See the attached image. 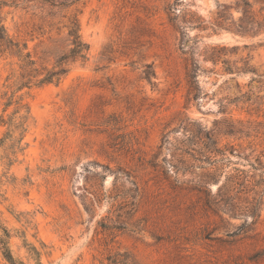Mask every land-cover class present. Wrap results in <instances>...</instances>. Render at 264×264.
I'll use <instances>...</instances> for the list:
<instances>
[{
	"label": "rangeland",
	"instance_id": "obj_1",
	"mask_svg": "<svg viewBox=\"0 0 264 264\" xmlns=\"http://www.w3.org/2000/svg\"><path fill=\"white\" fill-rule=\"evenodd\" d=\"M238 1L82 0L88 59L58 84L19 87V60L0 53V236L8 230L15 264H255L264 191L255 224L250 213L214 214L189 190L190 173L172 167V147H160L185 119L216 131L231 120L240 132L218 135L230 167L264 189V33L209 23L222 5L237 19ZM0 17L33 67H50L38 56L55 29L20 8L4 6ZM216 45L229 48L220 60L231 72L205 60ZM192 62L199 91L187 103ZM245 62L253 72L237 73ZM0 264H9L1 250Z\"/></svg>",
	"mask_w": 264,
	"mask_h": 264
},
{
	"label": "trees",
	"instance_id": "obj_2",
	"mask_svg": "<svg viewBox=\"0 0 264 264\" xmlns=\"http://www.w3.org/2000/svg\"><path fill=\"white\" fill-rule=\"evenodd\" d=\"M80 3L82 0H0V9L7 6L29 11L32 18H37L42 24L47 23L51 30L55 29V36H49L50 49L44 51L43 56H38L43 63H45L44 59L51 61L50 67L45 64L36 68L33 66L37 61L32 58L29 51L24 52L27 49L26 43H20L11 37L0 17V53H8L19 60L21 69L19 87H27L31 84H58L67 74L70 64L88 59L89 44L80 33ZM236 8L240 11V16L234 19L229 7L222 5L212 21H209L211 30L225 29L242 36L264 33V0H239L236 2ZM228 50L226 46H212L206 50L205 60H210L213 65L221 62L224 71L231 72L232 68L227 60H220ZM144 67L146 68L143 71L144 77L152 83L151 79L155 73L150 64H145ZM199 69L198 62H192L187 69V103L198 96ZM247 71L253 72L245 62L244 67L237 73ZM221 123L225 124V128L223 129L222 126L216 131L215 128L207 129L194 120L185 119L179 125V137L170 141L167 136H163L160 147L164 143L172 147L174 151L173 161L170 162L172 167L190 173L189 190L202 193L205 196V205L214 214L219 211L230 215H236L238 212L250 213L253 220L251 224H255L259 216L257 198L264 189L261 191L255 189L259 187V182L253 181L248 171L230 167L231 160L225 152L227 143L222 145L218 135L235 136L240 130L236 129L231 120L224 119ZM229 153L238 155L232 146ZM256 163L259 165L258 157ZM250 166L257 169L253 163H250ZM212 184L217 186L214 193L210 190ZM251 193L253 196L250 200L247 197ZM241 200H247L245 201L247 205H243ZM2 231L0 236L2 256L9 264H15L8 245L9 232L5 228ZM241 231H245L244 228ZM249 259L255 264H264V247L256 250Z\"/></svg>",
	"mask_w": 264,
	"mask_h": 264
}]
</instances>
